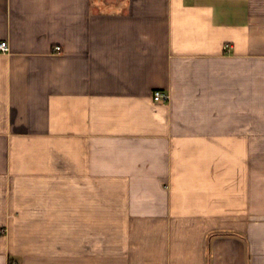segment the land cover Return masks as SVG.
<instances>
[{
	"label": "crops",
	"instance_id": "crops-1",
	"mask_svg": "<svg viewBox=\"0 0 264 264\" xmlns=\"http://www.w3.org/2000/svg\"><path fill=\"white\" fill-rule=\"evenodd\" d=\"M0 41V264H264V0H0Z\"/></svg>",
	"mask_w": 264,
	"mask_h": 264
},
{
	"label": "built area",
	"instance_id": "built-area-1",
	"mask_svg": "<svg viewBox=\"0 0 264 264\" xmlns=\"http://www.w3.org/2000/svg\"><path fill=\"white\" fill-rule=\"evenodd\" d=\"M10 50L9 45L6 41H0V52H8ZM154 99L157 102H167L169 100V96L162 91H155Z\"/></svg>",
	"mask_w": 264,
	"mask_h": 264
}]
</instances>
